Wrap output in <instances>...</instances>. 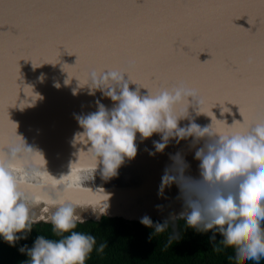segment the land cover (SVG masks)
Returning a JSON list of instances; mask_svg holds the SVG:
<instances>
[{
	"label": "water",
	"instance_id": "95a60500",
	"mask_svg": "<svg viewBox=\"0 0 264 264\" xmlns=\"http://www.w3.org/2000/svg\"><path fill=\"white\" fill-rule=\"evenodd\" d=\"M101 48H130L132 54L101 58L107 53ZM141 59L160 69L158 87L149 90L141 75L132 74ZM101 67L120 69L129 89L142 96L180 82L198 86L189 119L202 127L212 120L226 130L217 120L231 125L242 119L233 102L237 82L257 100L264 87V0H0V152L23 141L33 150L9 159L27 170L29 199L63 198L85 221H140L145 215L164 221L182 209L176 185L160 191L171 157L180 154L189 166L185 174L199 178L194 155L203 141L173 139L157 152L159 135H137L135 157L116 176L102 178L76 138L82 131L77 117L95 112L97 102L114 106L91 90L90 74ZM106 205L97 219L94 212Z\"/></svg>",
	"mask_w": 264,
	"mask_h": 264
},
{
	"label": "clouds",
	"instance_id": "9594fccd",
	"mask_svg": "<svg viewBox=\"0 0 264 264\" xmlns=\"http://www.w3.org/2000/svg\"><path fill=\"white\" fill-rule=\"evenodd\" d=\"M124 77L118 68L90 74L92 92L99 91L114 104L108 109L97 102L95 112L77 117L82 131L76 138L83 139L95 170L99 167L106 180L116 176L124 161L135 157L137 135L141 140L159 135L160 140L153 142L157 152L173 139L177 143L189 137L193 143L203 141L194 155L199 178L185 174L189 166L178 153L161 178V192L176 185L181 211L170 213L162 223L145 215L140 223L152 229V235L164 233L178 221L200 233L212 232L210 241L222 233L224 240L233 242L232 254L237 259L259 264L264 259V112L247 121L240 115L242 119L231 125L217 120L226 130L213 126L212 120L202 127L189 119L195 90L185 82L142 96L138 88L129 89L128 77ZM183 119L189 123L181 127ZM22 151L33 150L23 141L22 146L10 145L7 153L0 152V240L15 246L28 238L35 224L43 222L51 225L55 238L37 235L31 247L20 246L18 251L27 257L23 264H87L93 250L103 254L105 243L97 245L94 235L77 230L85 219L76 205L51 194L29 199L24 190L29 182L27 170L9 162ZM106 208L94 212L97 219ZM178 238L179 233L172 232L168 243Z\"/></svg>",
	"mask_w": 264,
	"mask_h": 264
},
{
	"label": "trees",
	"instance_id": "16d2710c",
	"mask_svg": "<svg viewBox=\"0 0 264 264\" xmlns=\"http://www.w3.org/2000/svg\"><path fill=\"white\" fill-rule=\"evenodd\" d=\"M77 230L94 235L97 245L106 244L103 254L98 255L93 250L87 264H255L237 259L232 254L233 242L224 240L222 233H217L216 240L210 241L212 232L200 233L186 228L183 221L164 233L153 235V230L140 221L110 217L85 221ZM172 232L179 233V238L169 244ZM37 235L55 238L51 225L40 222L33 226L26 240L18 241L15 246L0 240V264H23L27 257L18 248L25 244L31 247ZM259 264H264V259Z\"/></svg>",
	"mask_w": 264,
	"mask_h": 264
},
{
	"label": "snow or ice",
	"instance_id": "6c2138e0",
	"mask_svg": "<svg viewBox=\"0 0 264 264\" xmlns=\"http://www.w3.org/2000/svg\"><path fill=\"white\" fill-rule=\"evenodd\" d=\"M138 7H144V5H137ZM102 50H107L106 55H102L101 58L112 56V55H131L132 49L125 48L119 52H113L109 48H101ZM137 63V67L135 69V72L132 73L133 75L139 74L142 76L145 87L149 88L151 90L153 86L158 87V84L156 83L154 77H156L160 71V69H157L153 67L150 63L145 62L143 59L135 61ZM98 71H104V68L101 67L98 69ZM187 85H189L191 88H193L195 91H198V86L194 84H189L185 82ZM236 91L234 93V103H236L239 106L241 115L245 118L247 121L252 116L264 112V87L261 88L259 93V98L257 100L256 95L248 90V88L240 82H237L235 85ZM259 103V109L257 110L256 105ZM235 127V126H234ZM14 137V134H13ZM18 140V137H15ZM55 183V181H53ZM60 201H64L63 198L60 199Z\"/></svg>",
	"mask_w": 264,
	"mask_h": 264
}]
</instances>
